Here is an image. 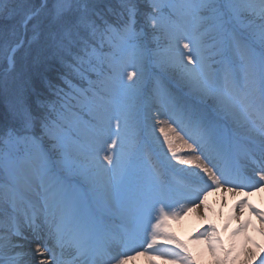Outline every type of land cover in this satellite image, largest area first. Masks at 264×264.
I'll return each instance as SVG.
<instances>
[{
	"label": "snow or ice",
	"instance_id": "1",
	"mask_svg": "<svg viewBox=\"0 0 264 264\" xmlns=\"http://www.w3.org/2000/svg\"><path fill=\"white\" fill-rule=\"evenodd\" d=\"M117 2L118 11L108 8L117 22L106 18L97 0H43L23 20L27 27L44 13L32 25V40L43 38L36 67L56 61L67 71L47 114L34 115L21 89L8 104L14 124L0 127V264H127L131 257L112 255L114 248L140 240L145 251L158 250V238L174 245L164 255L196 264L188 247L165 230L169 217L192 210L182 206L178 212L175 205H195L201 192L206 198V189L224 185L264 189V151L249 172L240 154H252L234 150L241 132L258 136L264 146V0H147L143 26L137 0ZM12 10L11 0H0V16ZM249 18L260 21L258 52L228 27ZM213 31L221 39L209 44ZM23 43L0 53L10 67ZM146 73L153 75L154 115L151 105L141 110L126 102L139 95L136 85ZM156 117L166 119L151 123ZM37 123L51 149L34 134ZM140 126L153 136L158 131L174 158L199 169L198 179L168 183L170 161L166 155L153 160L145 151L137 139ZM177 140L187 145L188 158L177 155ZM238 206L264 221V211L246 198ZM113 216L122 221L118 229L110 226ZM25 231L40 241L31 261L15 253L21 245L14 238L27 239ZM198 235L216 264H233L235 246L225 247L215 225ZM261 253L264 248L246 249L245 264L258 256L264 264Z\"/></svg>",
	"mask_w": 264,
	"mask_h": 264
},
{
	"label": "rangeland",
	"instance_id": "2",
	"mask_svg": "<svg viewBox=\"0 0 264 264\" xmlns=\"http://www.w3.org/2000/svg\"><path fill=\"white\" fill-rule=\"evenodd\" d=\"M147 11H150V9L148 8L147 0H144V6L139 8L138 16L141 26H143L144 13ZM107 19L112 22V20L109 18ZM249 19L252 20V23H249ZM249 19H245L242 22L232 21L228 27H235L238 31L243 33L258 52L261 49V42L259 39L260 21L256 18ZM43 20L44 16H40V21ZM37 22L38 21L35 23ZM179 23L184 24L185 22L180 20ZM188 23L190 26L191 22ZM3 31L7 32V30L0 29L1 35L4 34ZM32 37L33 33H31V39ZM220 39L221 36L217 32L213 31L209 33L208 43L211 44L213 42H218ZM164 45L165 42L161 40L160 47L163 48ZM4 48L5 47L1 49L2 52H4ZM216 59L218 60L219 57H216ZM13 65L9 67L11 70ZM214 67H216V65H214ZM18 74L19 73L17 72L14 73V75H12L13 79H15L16 75ZM12 76L4 75L0 77V80H2L4 83L7 81L11 83ZM152 80L153 75L146 73L143 80L138 82L136 85V88L139 89V95L130 96L126 102L141 110H144L146 106L151 105V111L154 115L155 105L154 101L150 99ZM52 115L55 119V113ZM161 119H166V117H156L153 121H151V123H156ZM8 126H12V124L8 123L1 127L6 128ZM136 133L137 139L141 144L144 145L145 151L152 153L153 160L160 159L163 161L164 156H167V159L171 164V166H168L167 161L165 162V179L168 183L174 184L179 180L196 181L198 179L195 176V173L199 172V169L195 165H186L180 163L179 160L174 158L171 152L168 151V146L163 143V136L160 135L158 131L156 132L155 136H153L148 130L144 129L143 126H140L136 129ZM34 134L43 137V143L48 149H51L52 141H50L49 138L44 135L43 129L40 127V125L35 127ZM130 134L131 130H126L123 133L125 137L130 136ZM185 139L187 138L185 137ZM260 141L261 140L258 136H251L244 132H241L234 140V150L237 151L238 154H240V150L242 149H246L248 153L252 154L250 157L240 154L241 162L245 164L249 172H251V169L253 166H255L253 162V155L258 156L257 150L259 148V144L262 146ZM189 143H191V141H189ZM262 147L264 148V146ZM174 148L177 155L181 158H188L191 155L190 150L187 148V145L183 143V141L177 140L174 143ZM103 154L104 153L102 152L100 153L101 157ZM195 155H200V153H196ZM53 158H57L56 153H53ZM137 163L142 164L143 160H139ZM234 187V185H224L219 189H206L207 197L205 198L204 193L201 192L200 199L195 202V205L185 204L184 201H181L180 204L175 205V211L179 212L182 206L191 208L192 210L182 212L179 219H173L172 217H169L166 222L165 230L173 233L179 241L188 247L189 252L192 254L196 264H216V257H214L211 251L208 249L206 240L204 237L198 235V233L202 232L210 225L216 226L220 238L226 248L232 247L233 245L235 246L234 255H236V259L234 260L233 264H245L247 259L246 249H252L259 252L260 248H264V221H262L260 217H258L254 212L251 211V209L248 208V212L240 215L242 212L238 206L239 202L245 198L253 205L254 202L252 201V197L249 195V193L256 190L250 188H244L242 190L236 189L237 191L245 192V195L242 196L238 202L228 198L229 194L225 195L223 200H217L216 202L212 200L217 198L218 193L222 191L221 189H233ZM253 206L260 210L257 208V206ZM235 210L240 212L238 213L240 215L239 217L234 216L233 212ZM246 221H250L247 228L236 233V235H233V232ZM121 223L122 221L119 216H113L110 226L118 229ZM152 223H155V220H153ZM25 240L32 242V245L34 246H30L31 244L29 245V242L27 244L23 243L24 247H26V251H28L26 252L27 254L24 255L25 259L27 261H31L32 250L35 248V244L40 241L35 240L30 231L27 239ZM155 247L158 250L149 249L148 251H145L147 244H143L140 240H137L133 243H129L126 246L121 245L114 248L112 255H127L131 257L127 261V264H182L181 261L174 260L170 254L164 255L165 252H169L170 250L174 249V245L167 243L164 238H158L157 245ZM175 250L179 251L178 249ZM137 253L141 254L138 255ZM261 255H264V253H261ZM253 264H259V256L257 257L256 261H253Z\"/></svg>",
	"mask_w": 264,
	"mask_h": 264
},
{
	"label": "trees",
	"instance_id": "3",
	"mask_svg": "<svg viewBox=\"0 0 264 264\" xmlns=\"http://www.w3.org/2000/svg\"><path fill=\"white\" fill-rule=\"evenodd\" d=\"M43 0H11L12 12L0 16L2 30H7L4 34H0V52L1 49L14 47L21 40L24 43L19 47L15 54L14 65L9 68V64L4 55L0 57V77L12 76L14 73H19L11 83L7 81L0 86V127L5 124H14V121L8 112V104L15 98L17 92L21 89L26 90L33 114L42 116L49 112L47 105L55 101V86L63 87L62 76L66 74V69L59 62H52L50 65L37 68L34 64L36 53L43 45V38L37 40L31 39L32 25L36 21H40L39 17L30 21L25 27L23 20L31 14L35 9L41 7ZM100 9L103 10L106 18L117 22L120 18L108 11V8L119 10L117 0H97ZM138 9L144 6V0H137ZM32 40L29 44L28 41ZM8 69V70H7ZM6 70V71H5ZM18 78V79H17ZM8 87H6V86ZM50 85L52 87H50ZM43 105V106H41ZM53 113L51 117L53 118ZM39 126L37 123L36 127Z\"/></svg>",
	"mask_w": 264,
	"mask_h": 264
},
{
	"label": "bare ground",
	"instance_id": "4",
	"mask_svg": "<svg viewBox=\"0 0 264 264\" xmlns=\"http://www.w3.org/2000/svg\"><path fill=\"white\" fill-rule=\"evenodd\" d=\"M149 103H150V101H149ZM221 190L222 191L218 193L217 198L212 199L213 201L216 202L217 200H223L225 195L229 194L228 198H231L232 200H235L236 202H238L239 199L242 198V196L245 195V192H243V191H237V190L232 191L231 189H221ZM249 195L252 197V201L254 202L253 205L257 206V208H259L260 211H264V189H260V190H256V191L250 192ZM246 212H248V210H247V208H244L242 213H240L238 210H235L233 213H234V216H236V217L238 216L239 217L240 215H243ZM238 213H240V215ZM28 234H29V231H25L24 235L26 237L28 236ZM14 240H15L16 243L21 245V247H18V248L15 249V253H21L22 254L21 258L23 260L27 261L25 259L24 255L27 254L26 252H28V251H26V247H24V244H27L29 242V245L31 244L30 246H33L32 242H30L28 240H25L23 238H20V237H16V238H14ZM15 253H13V254H15ZM65 258L66 259L68 258L67 254L65 255Z\"/></svg>",
	"mask_w": 264,
	"mask_h": 264
}]
</instances>
